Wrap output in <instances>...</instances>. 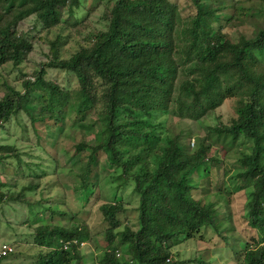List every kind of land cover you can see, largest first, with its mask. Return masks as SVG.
<instances>
[{"label":"trees","instance_id":"1","mask_svg":"<svg viewBox=\"0 0 264 264\" xmlns=\"http://www.w3.org/2000/svg\"><path fill=\"white\" fill-rule=\"evenodd\" d=\"M101 5L105 9L98 28L91 17ZM256 15L264 16V0H98L91 8L82 0H0V67L8 63L19 67L35 44L43 42L39 37L30 40L20 30L32 16L47 32L67 29L69 37L79 38L77 51L68 58H60L58 39L49 43L44 65L73 74L78 84L81 103L75 112L80 117L71 127L93 134L75 146L87 154L79 175L85 191L92 194L108 177L122 181L116 193L126 183L134 184L137 229L113 233L124 210L117 196L100 207L113 228L99 264H168L169 250L181 238L214 226L215 206L201 204L191 195L199 189L193 175L207 176V167L217 161L210 157L214 144L221 143L228 152L238 141H250L251 151L240 153L238 172L231 179L242 180L237 191L250 189L247 222L257 239L234 253L236 264H264V24L235 39L224 32L233 23L253 25L249 21L258 20ZM70 16L74 22L69 26ZM32 76L21 82V91L6 88L0 99V129L22 115L24 126L38 139L35 124L53 130L54 116L65 113L62 107L69 93L46 78L45 68ZM227 99H236V117L229 124L205 126L206 116ZM31 103L37 110L34 116L28 110ZM87 114L96 119L83 123ZM160 115L186 122L190 132L198 126L206 131L189 139L186 131L172 137L164 123L156 121ZM20 154L13 144L0 143V163L12 157L21 165ZM101 156L112 166L103 177L99 174L104 170H97ZM45 173L40 170L36 175ZM31 191L23 188L16 195L0 191V207L9 202L26 204V209L40 206L31 222L24 221L29 228L47 211L63 216L47 201L31 204L26 199L27 193L34 195ZM30 238L46 251L34 264H79L88 233L83 227L44 223ZM4 246L12 251L2 255ZM14 253L11 244L1 245L0 259ZM128 255L131 260L126 262L123 256Z\"/></svg>","mask_w":264,"mask_h":264},{"label":"rangeland","instance_id":"2","mask_svg":"<svg viewBox=\"0 0 264 264\" xmlns=\"http://www.w3.org/2000/svg\"><path fill=\"white\" fill-rule=\"evenodd\" d=\"M97 2L98 0H82L86 8L96 7ZM180 5L183 7L184 3L181 1ZM104 9L103 5L97 7L91 17L92 24L98 28L101 27L99 19ZM84 15L85 11L81 16ZM256 17L258 20L249 21L253 25L233 23L231 28L227 26L224 29L226 36L235 39L241 32L250 33L253 28L262 27L264 16L256 15ZM73 22L74 19L70 16L66 24L70 26ZM20 30L25 31L30 40L33 37H39L43 42L35 44L33 52L19 67L16 68L10 63L0 67V99L7 87L17 91L23 90L21 82L27 77H33V73L43 68L46 71V78L65 87L69 94L66 105L62 107L65 113L59 117L54 116L57 120L53 122V130L47 129L39 122L35 124L40 138L36 139L35 132L31 135L29 129L27 130L22 115H18L15 118L16 121L11 120L6 125V129H0V143L13 144L20 151L24 162L18 165L16 159L9 157L0 163V183L3 185L0 191L16 195L20 194L23 188H32L31 192L34 193V197L30 192L26 194V199L31 204L34 200L47 201L52 211L63 213V216H52V212L47 211L41 217V221L29 224V228L27 224L32 221L33 214L40 211V206L26 209V204L9 202L2 205L0 207V247L3 244H11L15 253L1 258L0 264H34L46 251L32 242L30 234L33 233L35 227L44 223L63 228H85L88 239L83 241L80 253L82 260L79 264H99L102 251L107 246L106 235L113 228L104 220L100 207L106 203H113L112 200L117 196L124 210L118 216L119 226L113 228V233L122 232L125 228L137 229L135 209L138 205V197L133 193L134 184L126 183L116 193L122 181L120 179L115 181L113 177H108V180L111 179L116 183L103 178L104 180L99 184L100 188L92 194L85 191L79 175L84 171L87 154L83 148L77 149L75 146L81 142H87L93 134H87L76 125L71 127L72 122L80 117L75 112L77 104L81 103L78 84L73 74L44 65L50 52L49 43L58 39L60 58H68L77 51L79 38L74 34L69 37L67 29L47 32L35 20V16L24 21L20 25ZM30 106L28 110L34 116L37 111L36 107L33 103ZM235 106L236 99L225 100L220 107L206 116L205 126L212 127L217 122L229 124L236 117ZM95 119V115L87 114L83 123L87 124ZM156 121L163 122L172 137L178 131H186L189 139L190 135L200 137L202 131H206L204 127L198 126L190 132L192 128L186 122L169 118L166 115L158 116ZM66 127L67 130L64 131ZM93 132L95 134L97 131ZM186 136H182V144L186 143ZM194 142V145H197V141L194 140ZM243 151H251L250 141H238L235 147L228 152L224 151L221 143H216L213 145L210 157H215L217 161L210 163L207 167V176L202 179V175H193L192 180L199 184V189L191 191V195L201 204L211 203L215 206L216 222L214 226L197 231L191 238H181V243L170 248L171 260L168 264H236L234 253H239L257 239L255 229L251 228L247 222L250 189L237 191L243 186V182L231 179L238 172L240 153ZM98 162L100 166L97 170L101 168L104 170L100 172V177L112 170L105 156H101ZM38 164H42V167L39 168ZM40 170H44L46 176L37 177L36 174H40ZM119 175L121 176L120 173ZM27 219L29 222H24ZM123 259L129 262L131 257L123 256Z\"/></svg>","mask_w":264,"mask_h":264},{"label":"built area","instance_id":"3","mask_svg":"<svg viewBox=\"0 0 264 264\" xmlns=\"http://www.w3.org/2000/svg\"><path fill=\"white\" fill-rule=\"evenodd\" d=\"M11 251H12V249L10 247L4 246L3 249H2L1 254L2 255H6L8 252H11Z\"/></svg>","mask_w":264,"mask_h":264},{"label":"clouds","instance_id":"4","mask_svg":"<svg viewBox=\"0 0 264 264\" xmlns=\"http://www.w3.org/2000/svg\"><path fill=\"white\" fill-rule=\"evenodd\" d=\"M170 257H171V256H170ZM170 260H171V259H167V260H166V262H168V263H169V262H170Z\"/></svg>","mask_w":264,"mask_h":264}]
</instances>
